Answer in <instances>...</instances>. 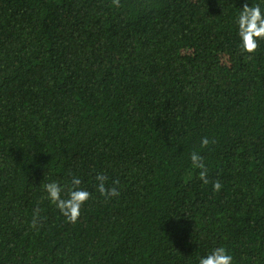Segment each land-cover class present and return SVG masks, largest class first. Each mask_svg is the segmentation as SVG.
Masks as SVG:
<instances>
[{"label": "trees", "instance_id": "trees-1", "mask_svg": "<svg viewBox=\"0 0 264 264\" xmlns=\"http://www.w3.org/2000/svg\"><path fill=\"white\" fill-rule=\"evenodd\" d=\"M243 2L0 0V264H198L219 246L264 264V41L238 48ZM72 176L92 194L75 224L43 190Z\"/></svg>", "mask_w": 264, "mask_h": 264}, {"label": "clouds", "instance_id": "clouds-1", "mask_svg": "<svg viewBox=\"0 0 264 264\" xmlns=\"http://www.w3.org/2000/svg\"><path fill=\"white\" fill-rule=\"evenodd\" d=\"M111 5L119 8L121 0H111ZM236 34L239 38L238 48L245 56L250 59L260 47V41H264V8L260 3L250 4L249 0H244L238 15L235 17ZM214 142V141H213ZM210 143L208 137L201 139V147H207ZM192 167L198 170V178L203 184H208V167L204 158L199 152H192L190 155ZM108 176L104 173H97L95 176L96 191L105 200L118 197L120 192L117 185L119 181H113L112 186H108ZM82 181L78 176H72L69 185H61L53 181L43 184L46 193L45 199L54 205L60 215L64 217L66 223L75 224L81 216L82 207L91 199L92 194L81 187ZM214 191H220L221 183L217 180L212 183ZM29 226L39 230L42 226L40 209L33 210L32 219ZM234 257L224 246L212 249L208 254L198 258V264H233Z\"/></svg>", "mask_w": 264, "mask_h": 264}]
</instances>
